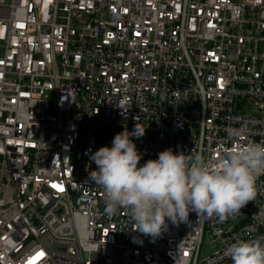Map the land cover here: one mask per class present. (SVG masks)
Instances as JSON below:
<instances>
[{"label": "built area", "instance_id": "obj_1", "mask_svg": "<svg viewBox=\"0 0 264 264\" xmlns=\"http://www.w3.org/2000/svg\"><path fill=\"white\" fill-rule=\"evenodd\" d=\"M135 125L139 164L264 142V0H0V264H231L264 237V174L223 221L107 216L89 156Z\"/></svg>", "mask_w": 264, "mask_h": 264}, {"label": "clouds", "instance_id": "obj_2", "mask_svg": "<svg viewBox=\"0 0 264 264\" xmlns=\"http://www.w3.org/2000/svg\"><path fill=\"white\" fill-rule=\"evenodd\" d=\"M144 131L137 125L131 132L125 129L114 135L110 147L89 156L96 167L88 176L103 189L107 216L127 210L133 231L155 238L167 230L166 220L178 225L194 212L198 218L215 215L223 221L255 198L256 176L264 174V142L228 150L215 165L202 154L174 153L171 148L139 164L142 156L131 138L142 137ZM243 134V129H231L228 136ZM224 255L231 264H264V237L237 240Z\"/></svg>", "mask_w": 264, "mask_h": 264}, {"label": "rangeland", "instance_id": "obj_3", "mask_svg": "<svg viewBox=\"0 0 264 264\" xmlns=\"http://www.w3.org/2000/svg\"><path fill=\"white\" fill-rule=\"evenodd\" d=\"M212 243L204 239L201 247V256H206L211 252Z\"/></svg>", "mask_w": 264, "mask_h": 264}]
</instances>
